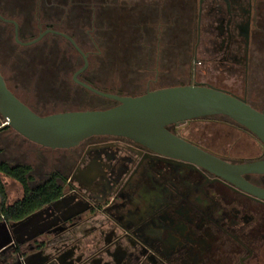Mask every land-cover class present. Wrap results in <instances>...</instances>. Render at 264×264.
<instances>
[{"label":"flooded vegetation","instance_id":"flooded-vegetation-1","mask_svg":"<svg viewBox=\"0 0 264 264\" xmlns=\"http://www.w3.org/2000/svg\"><path fill=\"white\" fill-rule=\"evenodd\" d=\"M81 1L70 0L72 5L65 0L70 9L62 7L60 24L65 26L67 22L75 25L71 28H78V11L81 17L83 11L87 13ZM122 2L139 10L134 28L139 30L143 46L136 57L144 67L132 70L134 80L123 75L116 79L112 63L90 59L91 52H85L76 42L88 55L86 64L81 53L60 34L49 32L30 43L46 30L69 36L71 32L43 22L46 16L41 12L20 9L18 0H0V22L13 29H0L1 45L7 32L16 47L32 46L56 35L65 38L82 56L75 64L71 59L50 63L34 58L32 52L18 54L13 45L10 53L0 52V73L8 88L39 115L102 110L119 105L104 94L139 96L178 86L157 88L155 84L177 77L178 65H189L190 81L181 85L216 87L246 99L264 113V103L255 104L248 90L250 83L264 76L260 69L264 66L260 58V50H264V0ZM91 11V21L95 22L102 12L96 13L94 4ZM17 14H24L22 23ZM34 29L37 36L23 40L28 32L33 36ZM95 30L94 25L86 31ZM46 52L44 49L42 55ZM198 65L203 69L199 71ZM242 74L243 90L236 91L235 79ZM137 76L146 81L144 92L139 94L134 93L140 88ZM198 76L208 80L198 81ZM124 86L132 93H124ZM0 120L3 122L1 116ZM166 128L235 165L264 160V144L259 138L226 115L173 123ZM189 128L191 133L186 135ZM7 130L13 136L0 138L4 153L0 162L30 165L32 188L42 184L58 187L53 192L55 198L25 217L0 220L6 224L11 240L0 251V264H264V198L213 171L165 155L132 138L102 134L70 148L43 146L54 156L43 158L42 180L32 185L33 167L23 160L29 159V153L25 151L16 160L5 154L13 144L21 149L24 140H31L10 126L0 127V132ZM18 137L23 140L18 141ZM242 178L264 189V173H245ZM15 181L23 190L21 199L24 189Z\"/></svg>","mask_w":264,"mask_h":264},{"label":"water","instance_id":"water-1","mask_svg":"<svg viewBox=\"0 0 264 264\" xmlns=\"http://www.w3.org/2000/svg\"><path fill=\"white\" fill-rule=\"evenodd\" d=\"M52 32L67 38L88 61L69 35L46 30L30 43ZM119 105L102 110H77L39 115L7 86L0 73L1 126H10L25 138L44 147L70 148L82 140L102 134L122 135L182 160L205 167L248 192L264 198V189L242 178L245 173H264V160L235 165L173 134L166 127L197 118L226 115L241 124L264 144V113L246 99L213 86L186 84L148 91L139 96L104 94ZM5 123V124H4ZM5 223H0V251L9 243Z\"/></svg>","mask_w":264,"mask_h":264},{"label":"rangeland","instance_id":"rangeland-1","mask_svg":"<svg viewBox=\"0 0 264 264\" xmlns=\"http://www.w3.org/2000/svg\"><path fill=\"white\" fill-rule=\"evenodd\" d=\"M9 1V0H7ZM11 1V0H10ZM19 8L22 10H29L32 13H35L36 11L41 12L42 15H44L43 22H51L54 23L57 27H60L61 29L65 27L67 30H69L71 33H69L78 43V45L85 51L91 52L90 59H104L108 60L110 63L114 65L115 71L113 74H115V78L117 79L119 76L121 77L126 76L130 77L127 78L128 80H134L135 76L133 75L134 72L132 70H142L143 65H141L140 62H138V57L136 55L140 51V48L143 46L142 44V38L139 34V30L134 28V25H138L137 21V14L139 12L138 8L135 7H126L123 4V0H86L81 1L80 6L84 7L87 11L83 13V17H81L80 11H78L79 15L77 16V21H80L78 28L74 29L71 28V26H75L73 24H69L66 22L65 26L60 24L61 19L59 18L61 15H59L62 11V7H69L68 3H65V0H18ZM38 1V2H37ZM67 1V0H66ZM70 0H68L69 2ZM129 1L130 5H134L133 1L136 0H127ZM9 4V3H8ZM69 4H72L69 2ZM94 7L96 9V13L100 14L95 20V22L91 21V15H92V8ZM2 9V8H0ZM106 10L108 11L107 14H103V12ZM50 13V14H48ZM18 15V14H17ZM96 15V14H95ZM96 15V16H97ZM74 16V15H73ZM19 19H17L20 23H22L25 19L24 14H19L17 16ZM72 17V14L69 16ZM62 18V16H61ZM85 19V20H82ZM69 21V19H67ZM74 20V19H73ZM73 22V21H72ZM94 23V24H93ZM0 22V29H2L4 26L8 29L9 32H11L12 27L3 24ZM28 25V24H27ZM30 25V24H29ZM96 26V30L98 32L92 31L88 33L86 30H91L92 26ZM70 26V27H69ZM179 26V25H178ZM27 26L25 25L24 29ZM83 28V29H82ZM179 29V27H177ZM30 31V27L28 28ZM102 30V31H100ZM7 32V36L3 34V39H5L0 44V52L1 53H10L12 50H9V48H14L17 51L18 54L24 53V52H32L34 58H40L45 61H49L52 63L54 59H71L73 63L80 62L82 59V56L79 54V52L65 39L60 36L56 35H49L45 37L40 42L24 47V46H17L15 44L14 38L9 37L11 33ZM32 30L33 36H30L31 33H26L23 36V40L27 41L31 39L32 37H36L37 34H35ZM92 33V34H91ZM5 36V37H4ZM7 37V40H6ZM5 45V46H4ZM13 48V49H14ZM44 49L47 50L45 55L43 56L42 51ZM145 51H143L142 54H144ZM0 53V56H1ZM260 58L264 60V50H260ZM132 64L138 66L132 67ZM140 64V65H139ZM7 69V68H6ZM166 69L165 65H163V71ZM178 74L177 77L173 76V80L171 79H163L159 81V83L155 84L157 88L166 86V85H181L184 83H187L190 81L189 76V69L190 66H181L178 65L176 67ZM199 71L202 68L201 65H198ZM261 71H264V66H260ZM8 71V70H7ZM9 73V71H8ZM9 76V75H8ZM140 76H137V81L140 84V88H138L134 93H143L144 87H145V78L142 76L141 79H139ZM243 74L240 76V79L237 78L235 80H238L237 83H234V90L236 91H242L244 87L243 82ZM198 81H207L208 79L202 78L200 76L197 77ZM252 80H250L251 82ZM216 85L220 86V83L213 82ZM153 85V86H155ZM10 86V84H9ZM12 87V85L10 86ZM249 92L251 97H249L255 104H259L261 102L264 103V76L255 82L253 85L250 83L249 85ZM126 94H131L132 91L128 90L127 86H124L123 90ZM261 101V102H259ZM203 125V124H202ZM201 125V126H202ZM199 127V126H198ZM191 133L190 128L188 131H186V135H189ZM23 140L21 137H18V141ZM1 147V146H0ZM3 149H0V153ZM29 153V159L23 158L24 162L31 164L34 170L33 173V179L35 182L32 183V185H35L39 181L42 180V173L41 170L44 166V160L45 157H51L54 156V152L51 150L44 148L43 146H39L31 141L24 140L23 148H16L15 144L11 146V148L5 152L9 158L12 160H16L19 158H22V153L24 152ZM4 155V153H1L0 156ZM1 159V158H0ZM0 180L5 185L7 198V203H13L18 198H20L23 194V190L21 186L12 178L7 177L3 174H0ZM2 203V197L0 196V205Z\"/></svg>","mask_w":264,"mask_h":264},{"label":"trees","instance_id":"trees-1","mask_svg":"<svg viewBox=\"0 0 264 264\" xmlns=\"http://www.w3.org/2000/svg\"><path fill=\"white\" fill-rule=\"evenodd\" d=\"M30 170L31 166L27 164L11 166L7 162H0V174L17 180L24 189V195L21 199L8 204L5 185L0 180V196L2 197L0 220L8 222L19 220L56 197L57 194H53L58 187L56 184L52 186L42 184L36 188L31 187L30 177L28 176Z\"/></svg>","mask_w":264,"mask_h":264},{"label":"crops","instance_id":"crops-1","mask_svg":"<svg viewBox=\"0 0 264 264\" xmlns=\"http://www.w3.org/2000/svg\"><path fill=\"white\" fill-rule=\"evenodd\" d=\"M12 137L13 136V134L11 133V131L10 130H7V131H4V132H0V138H2V137ZM0 155H1V153H0Z\"/></svg>","mask_w":264,"mask_h":264}]
</instances>
